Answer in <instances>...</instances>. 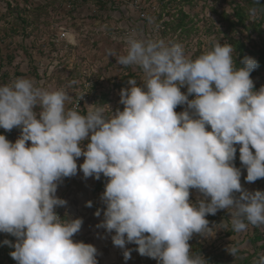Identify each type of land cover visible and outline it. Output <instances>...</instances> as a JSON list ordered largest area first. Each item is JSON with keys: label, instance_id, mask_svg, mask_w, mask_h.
Here are the masks:
<instances>
[{"label": "clouds", "instance_id": "9594fccd", "mask_svg": "<svg viewBox=\"0 0 264 264\" xmlns=\"http://www.w3.org/2000/svg\"><path fill=\"white\" fill-rule=\"evenodd\" d=\"M256 14V7L249 9V16ZM233 52L219 41L193 59L179 43L130 35L124 54L107 55L143 75L139 86L127 80L130 87L119 92L123 110L115 112L93 104L81 114L83 96L74 99L30 78L0 85V128L20 129L14 143L0 135V233L16 238L3 241L14 248L11 258L98 264L95 246L73 240L83 220L55 211L67 205L56 195L58 186L77 175L82 156L85 179L107 178L96 227L115 233L112 243L125 261L132 252L125 246L135 244L139 255L158 264H208L189 241L194 234L215 237L217 225L210 228L206 216L218 210H227L237 233L264 226V191L244 189L234 164L239 145L246 182L264 178V86L255 90L251 79L258 62L245 57L237 67ZM192 190L202 197L195 203ZM226 250L234 257L238 251ZM254 264H264V254Z\"/></svg>", "mask_w": 264, "mask_h": 264}, {"label": "rangeland", "instance_id": "374dc122", "mask_svg": "<svg viewBox=\"0 0 264 264\" xmlns=\"http://www.w3.org/2000/svg\"><path fill=\"white\" fill-rule=\"evenodd\" d=\"M233 3H241V0H0V85L18 77L30 78L49 90L63 88L73 98L85 92L90 101L84 110H87V105L97 104L99 107V104H106L113 112L116 109L122 111L120 90L130 87L128 79H136L139 86L143 73L134 65H118L115 57L107 55L108 50L124 54L127 38L135 35L140 39L179 43L186 54L195 59L215 43H226L222 34L226 26L220 16L223 13L233 19ZM159 13L175 16H162L159 21ZM181 15L186 17V27L193 23L196 25L197 34L181 35L179 29L174 32L164 27L165 22L173 20L172 23H176ZM165 30L168 33L163 36L162 31ZM229 34L247 44L245 32L236 30ZM250 36L255 38V35ZM252 80L258 90L264 86V70L258 71ZM181 91L186 92V88ZM185 107L177 106L175 111L179 113ZM106 114L110 115L107 109ZM0 135L14 143L20 136V129L6 132L0 128ZM236 147L239 158L240 146ZM83 162V156L78 158L77 175L64 178L59 184L56 195L66 200L67 205L55 211L62 219L67 216L83 220L82 228L73 240L95 246L98 264H131V259L141 256L134 250L137 245L125 246L132 249L131 258L125 261L123 250L112 243L111 236L115 233L109 234L96 227L103 220L105 205L101 195L105 188L93 191L97 180L93 177L83 179V173L79 171ZM237 168L241 169L244 189L264 191V178L248 183L245 180L246 169L240 160ZM198 198L202 197L192 190L190 200L195 203ZM89 201L91 207L86 206ZM97 210H101L99 217L94 215ZM214 217L215 220L209 222L210 228L217 225L214 238L194 234L191 239H197L196 244L205 249L202 253L204 258L213 255L217 257L214 263L236 264L248 257L254 264L264 254V248L260 246L262 242L251 243V239L258 235L264 239V226L249 225L247 231L237 233L232 229L227 210H218ZM0 237L5 240L12 237V243L16 242L10 234L0 233ZM2 245L5 244L1 242ZM230 245L238 249L235 257L226 250ZM156 262L153 259L151 264ZM0 264H10L3 260L1 253Z\"/></svg>", "mask_w": 264, "mask_h": 264}, {"label": "trees", "instance_id": "16d2710c", "mask_svg": "<svg viewBox=\"0 0 264 264\" xmlns=\"http://www.w3.org/2000/svg\"><path fill=\"white\" fill-rule=\"evenodd\" d=\"M256 7L257 8V14L256 16L252 17L249 16V9ZM232 18L230 19L229 15L223 14L220 16L222 19V23L226 26V30H223L222 34L224 36V39L226 40V43H229L232 45L234 52L233 57L235 59L236 57V63L238 64L237 67L240 65L241 60L245 57H251L254 58L258 62V67L251 73V79L255 74H257L258 71L264 70V0H258V4L256 3V0H241V3H233L232 5ZM162 16H175V15H169L167 13H159L157 18L160 21ZM182 16V15H181ZM186 17L183 15L179 20H177L176 23H172L173 20L169 22L164 23V27L169 30L173 29L174 32H176L177 29L181 30L179 34L189 35L190 33L197 34V27L193 23L189 27H186L188 23L185 22ZM175 24V25H174ZM236 30H240L241 32H245L247 34L246 40L247 44H245L244 40H241L239 38L233 37L229 33H234ZM166 31V30H165ZM162 31V35L165 36L168 32ZM209 31V29L207 30ZM206 33V30L203 31ZM250 35H255V38ZM162 36V37H163ZM242 66V65H241ZM255 90H258V87H255ZM90 101V99H88ZM94 102V101H93ZM86 109L81 111V114L86 113ZM238 151V150H237ZM239 162L238 155L236 153V159L234 161L235 166L237 167V164ZM107 182V178L103 177L101 175L100 180L96 181V184L94 186L93 191L99 192L101 189L105 188V184ZM207 220L213 221L215 220L214 215H209ZM231 229H229L230 231ZM9 238V237H8ZM5 239H1L0 237V253L2 254L3 260H6L8 263L13 264L16 263L15 260L11 258L9 255L10 252L14 251L10 246L8 245H2L1 242H3ZM10 242H12V237L8 239ZM196 240H190L189 245L192 247L191 251L193 254H202L205 249H202L200 245L196 244ZM262 242L260 245L261 248H264V239L262 236L258 235L251 239L252 245ZM137 246L134 247V249ZM135 258V257H134ZM217 257H214L213 255H207L205 256V259L208 261V264H217L214 263ZM153 259L146 257V256H139L135 259H131V264H151V261ZM158 264V262H156ZM236 264H251L250 258L246 257L239 261Z\"/></svg>", "mask_w": 264, "mask_h": 264}, {"label": "built area", "instance_id": "2783aa9c", "mask_svg": "<svg viewBox=\"0 0 264 264\" xmlns=\"http://www.w3.org/2000/svg\"><path fill=\"white\" fill-rule=\"evenodd\" d=\"M82 96H83V98L79 100V107L80 108L77 109L79 112H81L84 109V106L88 102V99H89L88 95L85 92L76 96V97L78 98V97H82ZM76 97L74 99H76ZM192 98L193 97H189V99H192ZM74 104H75V101H73V103L69 104L68 107L72 108L74 106ZM236 195L238 196V193Z\"/></svg>", "mask_w": 264, "mask_h": 264}, {"label": "crops", "instance_id": "0c3cea01", "mask_svg": "<svg viewBox=\"0 0 264 264\" xmlns=\"http://www.w3.org/2000/svg\"><path fill=\"white\" fill-rule=\"evenodd\" d=\"M83 179H84V177H83Z\"/></svg>", "mask_w": 264, "mask_h": 264}]
</instances>
